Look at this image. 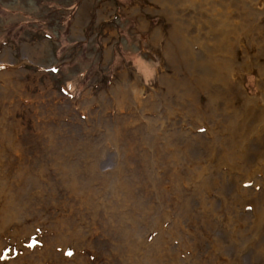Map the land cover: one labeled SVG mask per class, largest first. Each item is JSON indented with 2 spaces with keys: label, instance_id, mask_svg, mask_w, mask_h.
<instances>
[{
  "label": "rangeland",
  "instance_id": "374dc122",
  "mask_svg": "<svg viewBox=\"0 0 264 264\" xmlns=\"http://www.w3.org/2000/svg\"><path fill=\"white\" fill-rule=\"evenodd\" d=\"M189 2L191 4V0H174L172 4L161 7L152 0H0V118L6 116L5 120L11 126L7 128V133L0 130V166L3 171L10 172L8 178L6 175L0 178L6 179V183L2 184L0 208L8 202H12L15 207L9 212L15 215L14 219L6 211H0V218L6 223L13 220L12 225L7 227L3 223L0 230V264H75L78 258L79 264H127V249L114 229L118 226L112 225L110 219L108 221L110 214L113 216L110 209L116 206L103 200L114 176L104 182L101 174L105 168L115 165L114 156L117 157L120 149L128 145H139L140 138L136 139L126 133V129L119 141L109 134L114 126V118L119 120L125 116L130 117L139 111L135 109V103L128 101L121 107L116 106L117 99L122 101L125 82L134 92L136 90L135 95L140 93L141 98H148L153 94L157 98V106L160 107L153 110L154 113L145 111L147 114L144 116L151 117L150 120L154 122L156 113H160L165 120L163 128L166 127L168 133L183 132L187 128L185 139L202 143L197 149L198 154H187L190 160L198 161L204 167L212 157L214 161L211 163L218 161L217 152L220 148L213 145L210 149V137H214V133L215 140L220 133L223 135V126L208 119H211L210 111L197 123L195 113L186 106L187 97L176 96L174 91L173 95H166L169 91H165L166 84L163 83L165 76L175 73L168 52L164 49L168 32L174 26L169 18L180 20L177 22L183 27L185 25L188 38L193 39L205 16L200 11L198 14L196 11H188L186 8ZM236 9L232 14L239 25L236 32L241 34L240 45L247 51V55L237 50L236 58L243 70L236 73L237 84L232 90H239L238 86H241L246 94L256 86L264 87V0H241ZM193 23L198 26L195 28ZM228 29L235 30L233 27ZM156 33L159 35L156 36ZM244 35H250V39ZM154 57L157 62L152 60ZM135 64L139 65L138 69ZM147 73L152 77H148ZM178 75L172 78L176 84L183 81ZM182 89L188 90L185 87ZM190 90L194 91L193 88ZM197 94L198 102L206 111V95L202 92ZM232 94L236 98L235 104L241 105L243 98L236 93ZM175 106L177 108L172 110ZM167 111L174 114L171 118L175 120L170 123L168 117H165ZM200 124L201 127L196 129ZM120 128H123L121 124ZM206 129L211 134L205 133ZM56 131L63 135L62 146L47 144V139L55 135ZM176 141L173 142L174 147L183 148L185 142L177 145ZM108 147L111 151H104ZM229 151L234 152L233 156L237 155L235 149L231 148H226L224 153ZM214 152L217 155H211ZM91 153L93 155L90 157L99 161L93 167V159L80 156L82 154L87 157ZM191 154L201 159L195 160ZM227 155L220 159L228 158ZM142 159H146L143 154ZM223 162L224 169L228 167L234 172L233 180L225 184L224 179L231 175L223 178L225 172L220 168L221 174L217 175L213 171L209 174L211 180L203 185L204 189L212 191L210 198L215 205L210 212L213 214L209 213L205 219L203 212L193 210L190 220L181 218L182 224L179 221V225L183 226L181 229L174 227L167 218L174 219L176 205L178 208L185 199L178 193V187L173 190L176 192L174 201L164 195V192H173L172 187L178 181L165 180L153 190L151 185H146L149 184L146 170L148 164L141 167L136 161L130 164L129 172L132 169L138 172L135 175L139 177L141 185L139 192L136 191L138 195L132 198L127 210L131 208L133 211L132 208L138 205L143 212L140 213V238L146 236L145 241L151 244L159 232L166 234L169 227L173 228V239L165 236L163 240L167 241L164 243L166 247L173 250L166 264H176L177 260L181 264H210L212 256L207 254L211 249L202 244L203 238H210L206 229L210 223L205 221L212 224L216 219H223L218 210L224 205L225 192L235 199L234 195L238 191L255 189L259 193L257 201L261 202V195H264V164L260 159L251 162V166L246 161L237 165L225 160ZM199 163L189 164L187 169L199 170ZM247 169L255 171V179L263 182L252 186L254 182L249 177V182L242 184L248 175ZM185 170H180L182 173L177 177L188 185L186 191L202 194L201 188L197 190V181L191 184L192 181L185 177L188 173ZM65 172L75 175V187L72 188L69 183L64 185L61 175ZM165 172L159 170V176L167 175ZM88 181L93 188L87 190V193L93 197L82 192V185ZM77 185L80 187L77 188ZM143 185L149 188L143 189ZM95 192L103 193L102 199L94 198ZM246 198L251 205L243 208V211L252 215L255 198L250 194H244L239 199L237 197L238 200L233 204L236 206L235 211L240 203L244 204ZM190 201L193 205L187 207H199L197 196ZM85 204L86 209L91 206L93 210L101 208L103 211L83 212L80 208L85 209ZM132 211L130 214H133ZM241 211L237 209L235 218L242 216ZM192 212L197 213L194 216ZM93 214L95 216L92 218ZM128 217L132 218L130 215ZM143 221L147 224L153 221L156 227L147 231ZM59 222H63L64 226L57 230L54 224ZM113 224L116 225V222ZM183 229L186 245L182 248L174 235L176 231L182 235ZM62 237L65 241H60ZM68 238L75 243H71ZM254 246L247 247V257L248 253L254 254L258 250L259 245ZM144 250V247L140 248V251ZM224 258L219 254L216 257L221 264H227ZM261 262L259 264H264V260Z\"/></svg>",
  "mask_w": 264,
  "mask_h": 264
},
{
  "label": "bare ground",
  "instance_id": "6f19581e",
  "mask_svg": "<svg viewBox=\"0 0 264 264\" xmlns=\"http://www.w3.org/2000/svg\"><path fill=\"white\" fill-rule=\"evenodd\" d=\"M152 1L157 3L161 7H166L167 4H172L174 2V0ZM226 1L227 0H203V2H198L197 0H191V4L189 2V5L186 9H188V11H196L197 14L200 11L201 14H205L206 16V18L205 16L203 17L202 22L200 21V19L197 20V24H199L198 21H200V26L198 27L199 32H197L196 36H194L193 39H189V33L186 34L185 25L184 27L181 26V24L177 22L180 21L178 19L169 18L170 22H172L174 26H172L168 32V41L166 42V46L164 48L166 49V52H168V57L170 59L171 65L175 70V73L168 77L163 74V76L166 77V79L163 80V83L166 84L164 86L165 91H169L166 92V95H173L172 92L174 91V93L177 94L176 96H179L181 98L187 97L188 102L186 106L191 108L193 113H195V121H197V123H199L201 119L206 117V112L210 111L211 119L209 117L208 119L211 122L223 126V135H221L220 133V135L217 136L215 140L214 133H212L214 137H210V140L212 142V146L210 147V149H212L214 145L216 146V148H220V151H222L221 153L220 151L217 152L219 154V159H216L218 160L216 162L217 164L211 163L212 161H214L213 157L211 160L209 159V164L205 167L202 166L198 161L190 160V155L187 154H198L197 149L202 145V143H196L185 139L187 132L186 130H188L187 128L183 132L180 131L179 133H177L175 131H171L170 133H168L167 128H163L165 120L161 115H159L160 113H156L157 117H155L156 120L154 122L150 120L151 117L144 116L145 113L147 114V112L145 111L154 113L153 110H156V108L160 107V105L157 106L158 101L153 94L148 98H141V96L139 95L140 93L138 95H135V93H137L136 90L134 92V90H132V87L130 88L128 83L125 82L126 85L123 90L122 101H120L119 99L115 101L117 107H121L126 101L130 102L131 104L135 103V109L139 110L138 113L135 112V115L133 116L123 117L127 119L119 118V120H117V118H114V126L109 130V134L113 136L115 140L119 141L122 137L123 130L126 129V133H130V135H133V137L136 139L140 138V140L138 139L139 145H136L134 147H132V145H128L127 148L123 147L122 149H120L117 153V157L113 155L115 159L114 162H116L115 165L113 167L109 166L105 168L103 173H101L103 174L104 182L107 181L110 177L114 176V179H112L110 183L111 185L109 186V188H107L103 200L106 203H111L116 206L110 209V212L113 214V216L108 211V215L110 214V218L108 217V221L110 219V221L112 222L110 223L112 225L118 226V228L114 227V229L115 233L121 237L123 244L127 249V264H166V262H168V260L170 259L171 252L173 251L172 248L166 247V245L164 244L167 241H163L165 236L170 239L173 237L172 227L168 228V232L166 234L163 232H159L158 237L153 239L151 244H148L145 241L146 236L143 239L140 238L142 236V229L140 227L142 222L140 218H142V215L140 213L143 212L142 210H139L140 208L138 205L132 208L133 211L131 210V208L127 210V207L128 205H130L132 198L138 195L137 192H139V185H141L139 177L135 175L138 172L132 171L133 169L131 170V172H129L131 163L135 164L136 161L137 163H139L138 165L140 167L148 164L146 166V170L148 171L147 178L149 179V184L146 185H151L150 187L153 190H156V188L162 185L165 180L171 179V181L173 182V180L176 179L178 181L175 182L174 187H172V191L178 187V193L185 199V201L180 206L178 204V208L176 205L177 203L175 204L176 207L174 209V219L167 218V221L171 220V224L178 229L183 228V226L179 225V221H181L182 224V219L190 220V217L192 216L191 211L193 210L196 211L198 209L203 212L202 215L206 216L204 217L205 219L207 218L209 213H212L210 212L213 211L211 210V208H213V206L215 205V202H213L214 200L211 201L212 198H210L212 197V191L209 189H204L203 185L208 180H211V177L209 178V174L213 173V171H215L217 175H220V168H222V170L225 172V175H222L223 178L227 175H231L230 177H227L228 179H224L226 180L225 184H227L228 181L233 180L232 174L234 172L231 171L228 167L224 169L225 166L223 160L235 163L236 165L237 163L246 161L249 162V164L247 165H250L251 162H255L256 159H260L261 163L264 164V158H261L264 155V87L256 86L248 93L246 92V94L244 92L245 89L241 86H238L240 88L239 90H232L233 87H236L237 84L235 80L236 73H238L240 69L243 70L241 63H239L236 58V56L238 55L237 50L240 52L242 51L244 55H247V51L243 50L240 45L241 34H238L236 32V29L238 30L239 25L235 17L232 15L235 11H237V4H241V0H229L227 5ZM232 18H234V20ZM197 24L193 23V26L196 28L198 26ZM216 27H219V29H216ZM230 27L235 28V30L228 29ZM158 35L159 33H156V36ZM244 36L247 39H250V35ZM252 41H254V39ZM85 44L87 45L88 43ZM152 60L154 62H157L156 57L152 58ZM135 67L138 69L139 65L135 64ZM177 74H179L178 76L183 79V81H181L179 84H176V82L172 79L176 77ZM147 76L152 77L148 73ZM172 81L174 82L172 83ZM183 87L188 88V90H183ZM192 88L194 89V91L190 90ZM197 92H202L206 95V111H204V108L198 102L199 98L195 96ZM232 93H236L243 98L241 99V105L235 104L236 98ZM176 108L177 106H175L172 110ZM171 111H167V116H165L166 118L168 117L167 120L169 121V123L175 120V118H171V116H174ZM5 117L6 116H2L0 118V130L4 133H7V128L9 129L11 126L7 124ZM134 117H137L138 119L135 120L133 119ZM120 124L123 126L122 129L120 128ZM200 127L201 124L200 126L196 127V129ZM208 132L209 131L206 129L205 133ZM175 139L177 140V145L185 142L183 148H178L176 145L174 147L173 142L175 141ZM237 139L238 141L237 143H235L234 141H236ZM47 144H57L62 146L64 144L63 135L59 131H56L55 135L47 139ZM138 146L140 149L138 148ZM226 148H231L232 150L235 149V154L237 155L233 156L234 152L232 153V151H229L227 152V154H229L228 156L224 153V150ZM74 151L78 152V150ZM104 151L109 152L111 151V149L108 147V150L105 149ZM141 151L143 153H141ZM216 151L218 150L216 149ZM260 151L263 152L258 153ZM217 153L214 152L211 153V155H217ZM242 153H244V155ZM142 154L146 158L144 161L142 159ZM83 155L80 154V156H82L83 158L94 160L91 167L99 163V161L94 157H90L93 155V153H91L87 157H84ZM226 155L228 156V158L220 159L222 156ZM191 156L192 158H195V160L201 159L200 156H193V154H191ZM130 157H135L137 159H131ZM164 158L166 160H164ZM251 159H253V161H251ZM59 160L61 161V159ZM61 163L63 165L62 161ZM198 163L199 166L197 168L201 169L194 171L187 169V167L190 166L189 164L198 165ZM64 164L67 163L64 162ZM85 164L88 163L85 162ZM183 169H186L188 171V173L185 174V177L190 182L192 181L191 184H193V181H197V190L201 188L200 190L202 191V194L199 195L194 191L188 193L186 191L188 185L186 183H183L177 177L178 174L182 173L180 170ZM0 170H2V166H0ZM159 170L166 171L165 173L168 174L165 176H159ZM246 171L248 175L246 176L245 180H243L242 184L248 183L249 177H251L252 182H254L252 183V186L259 185L260 183L258 182H263L255 179V171L250 172L248 169ZM1 175H6V178H8L10 172H5L2 170L0 171V178L2 177ZM61 177L65 181L64 185L66 183H69L72 188L73 186H76L77 179L72 173L65 172L64 175H61ZM118 178H120L119 181ZM5 180L6 179H0V199L3 195L1 193V191H3L2 184L3 182H5ZM90 183L91 182L88 181L84 183V185H82V192L87 193V190H91L93 188V185ZM146 185H143V189L149 188ZM5 186L9 187L8 185ZM78 187H80V185H77V188ZM258 190L260 191V187ZM107 193L110 194L108 195L109 197H107ZM244 194H250V196L252 195L255 198V208L252 207L251 209L252 215H247L246 213H244L243 208L251 205L248 203V200L246 198L245 200H243L244 204L240 203L237 206V209L240 208V211L242 208V216L240 215L238 218H235L237 216L235 215L237 209L235 211L236 206H234L233 204L236 202L235 200L237 199V197L239 199ZM258 194L259 193L255 192V189L247 191L242 190L238 191L237 194L234 195V199L231 197V195H229V193L225 192L226 196H224L223 198L224 205H221L222 209L218 210V212L223 215V219H216V221H214L212 224L208 220L205 221L207 223H210V226L206 227V229L208 230L207 234L210 238H208L207 236L203 238L202 244L205 248L210 247L211 249V251L207 254L210 257L212 256L210 264H221L216 259L218 254L225 257L224 259L228 261L227 264L262 263L261 261L264 260V195H261L262 200L261 202H258ZM87 195L89 197H93V195L89 193H87ZM102 195L103 193L101 192H95L94 198L99 197L100 199H102ZM164 195H166V197L170 200L174 201L176 192L173 191L167 194L164 192ZM196 196L198 198V201L200 200V205L199 207H196V209H194L195 206H191L190 209L187 206L193 205L189 202H191L190 200L196 199ZM166 197L165 199H167ZM80 200L82 201V199ZM134 203L135 201L133 202V204ZM86 206L87 204H85V209L81 207L80 210L83 212L84 210L92 212H98L100 210L99 213L103 211V209L101 208L98 210H93V207L91 206H88L86 209ZM102 208H104V206H102ZM13 209H15L13 203L8 202L4 203L3 207L0 208V211H6L7 214L10 215L12 219H14L15 215L13 213H9ZM130 211H132L133 214H130ZM146 211L147 209L145 208L144 212ZM104 212H106V210ZM176 212L178 215L176 214ZM192 213H194L195 216V213L197 212ZM136 214L139 215L136 216ZM128 215H130V217L132 216V218H129ZM94 216L95 214H93L92 218ZM241 217L244 219H241ZM128 218L130 220H128ZM114 222H116V225L113 224ZM151 222V224H147L144 222L143 226H145V230L147 228V231H151L156 227L153 221ZM3 223H6V221L3 218H0V230ZM12 223L13 220L11 222H7L5 224V227L12 225ZM63 226V222L54 224V227L57 230ZM4 228L2 231H4ZM25 229L27 228L25 227ZM183 231L185 230H182V235L177 231L174 235V237L180 241L179 246H182V248L184 245H186V241L183 238ZM1 237L2 235H0V238ZM60 241L65 240L62 237ZM70 242L75 243V241L72 239L70 240ZM257 244L259 245L258 250H256L254 254L248 253L249 255L247 257L245 255V252L248 251L247 247H250L251 245L256 246ZM86 245L89 246V244ZM141 247H144L145 250L140 251ZM0 248H2L1 242ZM195 248L196 247H194V251L192 250L193 256H195ZM179 254L180 252H178V256ZM237 259L240 260L241 263H239ZM187 260L189 261L191 259ZM10 261L11 260H9L8 262ZM197 263L198 262H195L194 264ZM75 264H79V258L76 259ZM176 264H181V262L177 260Z\"/></svg>",
  "mask_w": 264,
  "mask_h": 264
}]
</instances>
